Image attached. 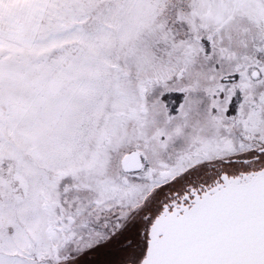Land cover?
Returning <instances> with one entry per match:
<instances>
[{
  "label": "snow or ice",
  "instance_id": "6c2138e0",
  "mask_svg": "<svg viewBox=\"0 0 264 264\" xmlns=\"http://www.w3.org/2000/svg\"><path fill=\"white\" fill-rule=\"evenodd\" d=\"M0 264H264V0H0Z\"/></svg>",
  "mask_w": 264,
  "mask_h": 264
}]
</instances>
